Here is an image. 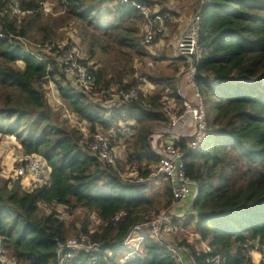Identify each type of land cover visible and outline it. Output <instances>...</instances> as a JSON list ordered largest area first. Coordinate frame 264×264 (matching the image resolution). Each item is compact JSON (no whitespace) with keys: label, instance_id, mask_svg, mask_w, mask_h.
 Segmentation results:
<instances>
[{"label":"trees","instance_id":"obj_1","mask_svg":"<svg viewBox=\"0 0 264 264\" xmlns=\"http://www.w3.org/2000/svg\"><path fill=\"white\" fill-rule=\"evenodd\" d=\"M13 1L24 14L13 11ZM58 1L62 11L45 17V0H0V140L37 155L48 175L44 185L28 188L0 165V238L6 254L16 264H57V239L86 235L100 245L98 264H112L132 250L123 240L139 224L144 239L124 264H176L145 226L171 208L169 182H134L121 178L117 169L134 167L143 176L154 170L158 154L151 134L168 124L164 96L183 107L177 67L148 70L156 56L141 44L136 26L141 16L129 3ZM200 8L194 67L206 130L195 150H185L187 137L176 141L197 190L188 211L172 219L179 230L171 238L195 264H215L214 257L221 264H264L248 254L254 248L264 257V0H204L198 1ZM67 30L78 40L95 91L145 81L154 90L112 107L79 92L66 78L56 50L60 42L71 41ZM45 45L52 46L51 53ZM45 73L90 133L99 129L112 147L124 142V159L114 166L101 161L76 127L55 123L46 108ZM119 120L133 129L130 139ZM57 207L72 216L55 218ZM119 210L124 214L115 220ZM61 264H89V255L79 251Z\"/></svg>","mask_w":264,"mask_h":264},{"label":"built area","instance_id":"obj_2","mask_svg":"<svg viewBox=\"0 0 264 264\" xmlns=\"http://www.w3.org/2000/svg\"><path fill=\"white\" fill-rule=\"evenodd\" d=\"M119 2L129 3L141 16V22L145 26V29L141 33L140 42L144 48H149L155 39L158 40L164 35L172 19L169 11L157 9L154 3L144 0H119ZM13 11L18 14H24V11L19 8L15 1H13ZM61 11L62 7L60 10L52 11L43 4L44 15H56ZM198 20L199 13L197 11L188 21L185 30L176 40L172 50V55L175 59L184 61L185 71L187 73V86L193 90L194 101L187 100L183 93L177 92L183 101V107L179 109L173 97L164 96L163 111L168 118V124L166 127L154 129L151 134V146L158 154V161L152 172L143 176L137 174L134 167L130 168L132 172L128 174L117 169L121 178L134 182H151L157 178L168 181L173 203L184 200L191 195L193 196V201L197 190L195 183L188 178L185 172L183 160L184 151L176 144V141L181 137H187L189 140L185 150H195L204 139L206 130V113L203 99L195 81L194 64L196 62V57L194 54L197 48ZM21 40L26 42L23 38H21ZM76 42V39L62 41L57 45L56 50L58 52V58L62 62L66 78L79 92L100 102L102 106L112 107L119 104L121 101L136 100L139 94H149L154 90V85L149 81H145L143 84L128 88H117L112 86L107 90L95 91L94 75L82 64V54ZM51 47V45H45V52H50L49 50H51ZM42 85L47 97L54 104L61 106L67 120L74 123L76 125L75 127L86 136L88 139V149L101 161L114 166L116 164V159H120L118 157H120L121 154V145H117V147L110 146L107 136L99 129L90 133L86 123L66 108L60 97L58 86L49 73H45L42 77ZM130 123H133V121ZM117 125L122 128L121 132H124L125 122L123 123L119 120L117 121ZM7 140L8 139L0 140V155H6L7 152L12 155L11 162H16V167L12 172L14 177L20 179L22 184L28 188H35L47 183V170L42 160L33 153L17 150L16 142H12L14 147H9L6 144L8 143ZM191 203L187 209L190 208ZM186 212L187 210L185 212H173L170 209L162 210L145 223L149 235L154 240L163 243L167 247L176 264H195L194 260L188 254L187 249L178 245V243L171 238V236L179 230L178 225L174 223L172 219L182 217ZM69 214V211L57 207L54 212V217L63 220L67 219ZM123 214L124 210H119L114 215V219H119ZM140 229L141 225H134L124 238L123 244L125 246H128L131 242H136L137 245L141 244L144 236L138 233ZM137 249L138 248H132V250L125 253L124 257L116 258L112 264H124L126 258L133 257L137 254ZM206 249H208L207 246ZM253 249L254 248L248 250V254L251 256L252 253L255 252ZM79 251L89 255V264H98L100 245L97 242L90 241L86 235L57 239L55 254L56 263H63L65 260L75 256ZM260 261L264 263L262 254L260 256ZM213 262L215 264H221L220 258L218 257H214ZM0 264H16L13 259L8 258L1 238Z\"/></svg>","mask_w":264,"mask_h":264},{"label":"crops","instance_id":"obj_3","mask_svg":"<svg viewBox=\"0 0 264 264\" xmlns=\"http://www.w3.org/2000/svg\"><path fill=\"white\" fill-rule=\"evenodd\" d=\"M154 3L155 7L160 10H167L170 12L172 19L170 20L164 35L161 36L154 44H151L147 50L153 55L156 56L155 59L150 60L148 63V69L151 72H155L154 70H159L158 65L160 63L161 68L163 70H173V66L177 67V71L175 72L176 75V90L177 92H181L185 95L186 99L189 101H194L193 90L187 86V73L185 71V64L184 61L181 59H174L168 58L167 50L170 51L169 47L172 44L171 38H175V41L178 37L182 34L185 30V27L190 20V18L198 11L197 4L198 1L200 4L202 3L201 0H144ZM138 30L140 33L145 29L144 25L140 21L137 25ZM173 48H171L172 52ZM155 64L157 68H154ZM152 90V89H151ZM131 122V121H130ZM129 125H133L134 123H130ZM154 130V129H153ZM124 137H130L133 135V129L125 128L123 132ZM124 145V142L120 141L118 145ZM157 146V145H156ZM117 147V146H115ZM126 155V150H125ZM125 158V157H124ZM126 173V172H125ZM156 182V181H155ZM192 195L187 197L184 200H180L179 202H174L169 208L173 212H185L188 211V207L192 201ZM183 208V209H182ZM260 252H253L252 258L256 261H260Z\"/></svg>","mask_w":264,"mask_h":264},{"label":"rangeland","instance_id":"obj_4","mask_svg":"<svg viewBox=\"0 0 264 264\" xmlns=\"http://www.w3.org/2000/svg\"><path fill=\"white\" fill-rule=\"evenodd\" d=\"M44 5L45 6H47L49 9H51L52 11H57V10H60V8L62 7L61 6V3H59V1L58 0H45V2H44ZM45 17H48V16H53V15H44ZM71 30H67V35H68V37H70L71 38V35L73 34V31H71ZM72 39H74V37H72L71 38V40ZM170 39L172 40V44L170 45V47H169V49H170V51L169 50H167V57L168 58H173V55H172V53L173 52H171V48H173L174 47V44H175V38H171L170 37ZM66 41V40H65ZM76 43H78V40H77V42ZM147 50V49H146ZM148 51V50H147ZM175 59V58H174ZM152 60V59H151ZM148 63H150V60H149V62ZM157 65L155 64V66H154V68H157L156 67ZM148 68V67H147ZM158 68H159V70H154V71H162L163 69L161 68V65H160V63H159V65H158ZM149 70V69H148ZM150 71V70H149ZM165 71H167V72H171L170 70H165ZM93 97V96H92ZM45 98H46V103H47V106H46V108L48 109V110H50L51 111V113H52V116H53V118H54V120L57 118V120H55V123H63V124H65V125H68V126H70V127H75L76 125L74 124V123H71V122H69L68 120H67V118L64 116V113H63V109H61V108H59L60 106L59 105H56V104H54L48 97H47V95L45 94ZM131 138V135H130V137L128 136L126 139H130ZM8 141V143H6L9 147H14V144L10 141V140H7ZM121 145V144H120ZM16 149L18 150V148H17V146H16ZM16 151V150H15ZM124 157H125V147H124V145L122 144L121 145V154H120V157H118V158H120V159H124ZM11 159H12V155L9 153V152H7V154L6 155H0V165L1 166H3L2 168H3V170L5 171V172H9L12 176H14V174L12 173L13 172V170L15 169V167H16V162H11ZM121 170V169H120ZM122 172H126V174H128V173H131L132 171H131V169L130 168H128V167H125L124 168V170H121ZM159 179H161V178H157V179H155L154 181H156V182H158V180ZM177 202H179V201H177ZM183 209V208H182ZM72 215H70L69 214V217H67L68 219L71 217ZM172 237V236H171ZM128 247L130 248V249H132V248H138V249H140V244L139 245H137L136 244V242H131L129 245H128ZM256 252V251H255Z\"/></svg>","mask_w":264,"mask_h":264},{"label":"water","instance_id":"obj_5","mask_svg":"<svg viewBox=\"0 0 264 264\" xmlns=\"http://www.w3.org/2000/svg\"><path fill=\"white\" fill-rule=\"evenodd\" d=\"M201 2L203 3L204 2V0H201ZM201 11V8L198 10V13Z\"/></svg>","mask_w":264,"mask_h":264}]
</instances>
